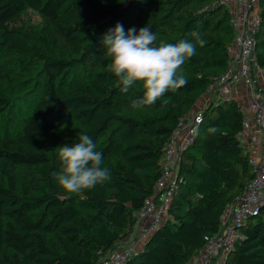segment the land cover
Segmentation results:
<instances>
[{
    "label": "trees",
    "instance_id": "trees-1",
    "mask_svg": "<svg viewBox=\"0 0 264 264\" xmlns=\"http://www.w3.org/2000/svg\"><path fill=\"white\" fill-rule=\"evenodd\" d=\"M260 8L254 55L264 67V0ZM27 10L39 27L18 25ZM118 23L125 32L148 26L157 44L201 33L205 45L182 66L187 84L131 108L142 83L122 92L105 70L103 37ZM232 37L217 0H0V124L10 115L20 127L0 131V264H99L131 235L134 213L154 194L165 143L224 71ZM201 116L166 220L125 264H187L245 191L252 174L236 103H211ZM81 134L103 154L110 179L67 193L53 176L62 169L58 147ZM220 264H264L262 217L246 222Z\"/></svg>",
    "mask_w": 264,
    "mask_h": 264
},
{
    "label": "built area",
    "instance_id": "built-area-1",
    "mask_svg": "<svg viewBox=\"0 0 264 264\" xmlns=\"http://www.w3.org/2000/svg\"><path fill=\"white\" fill-rule=\"evenodd\" d=\"M217 2L227 14L233 37L226 47V67L207 90L215 94L211 103H236L242 118L237 139L247 154L252 177L237 201L224 209L218 231L204 237L203 247L187 264H220L240 238V229L246 222L257 217L264 220V67L256 62L254 55L262 23L260 0ZM201 112H189L179 119L162 149L154 194L134 213L133 233L117 242L116 249L99 264H125L163 224L182 180L179 176L181 155L194 143L202 123Z\"/></svg>",
    "mask_w": 264,
    "mask_h": 264
},
{
    "label": "clouds",
    "instance_id": "clouds-1",
    "mask_svg": "<svg viewBox=\"0 0 264 264\" xmlns=\"http://www.w3.org/2000/svg\"><path fill=\"white\" fill-rule=\"evenodd\" d=\"M191 36V42L181 40L173 44L161 40L157 44L158 37L148 26L125 32L119 23L105 34L102 43L109 60L105 70L116 77V86L127 92L134 82L142 83L143 95L131 101V108L151 106L167 92H175L187 84L182 66L196 55L198 45L203 47L206 43L198 31ZM58 157L62 169L53 176L67 193L79 194L110 179L109 169L102 166L103 154L85 134L79 136L78 143L59 146Z\"/></svg>",
    "mask_w": 264,
    "mask_h": 264
},
{
    "label": "rangeland",
    "instance_id": "rangeland-1",
    "mask_svg": "<svg viewBox=\"0 0 264 264\" xmlns=\"http://www.w3.org/2000/svg\"><path fill=\"white\" fill-rule=\"evenodd\" d=\"M18 25H23L26 28L39 27L41 25V20L35 12H33L31 10H27L20 16V19L18 21ZM108 62H109V60L106 61V65ZM214 96H215V94H212L211 92L206 90V92L198 99V103L202 102L204 104L201 105L200 108L195 107L196 110L194 112L202 111L204 108H206L207 105L209 103H211V101L214 99ZM22 111H23V109H21V107L18 106V107H16L14 113H16L19 116V114ZM8 116L10 118V115H7V117ZM7 117H5L0 124L1 133L4 135H7V134L10 135V134L17 133L19 131L20 127L16 124V122L12 121L11 118L9 120ZM193 153H195L197 155V153L195 151H193ZM165 220H166V218L164 219V221Z\"/></svg>",
    "mask_w": 264,
    "mask_h": 264
},
{
    "label": "crops",
    "instance_id": "crops-1",
    "mask_svg": "<svg viewBox=\"0 0 264 264\" xmlns=\"http://www.w3.org/2000/svg\"><path fill=\"white\" fill-rule=\"evenodd\" d=\"M204 103L200 102V103H196V105L193 106V108L191 109L190 112H194L196 110V108H200L201 105H203ZM196 107V108H195ZM205 109V108H204ZM183 135V133L181 134V136Z\"/></svg>",
    "mask_w": 264,
    "mask_h": 264
}]
</instances>
